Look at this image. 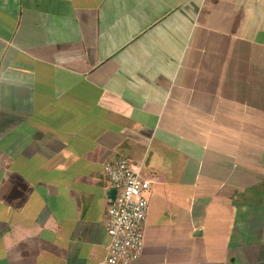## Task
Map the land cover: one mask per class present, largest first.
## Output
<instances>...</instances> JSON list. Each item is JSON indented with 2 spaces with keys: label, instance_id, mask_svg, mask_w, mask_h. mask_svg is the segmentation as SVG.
I'll return each instance as SVG.
<instances>
[{
  "label": "crops",
  "instance_id": "crops-1",
  "mask_svg": "<svg viewBox=\"0 0 264 264\" xmlns=\"http://www.w3.org/2000/svg\"><path fill=\"white\" fill-rule=\"evenodd\" d=\"M115 158L134 264H264V0H0V264H100Z\"/></svg>",
  "mask_w": 264,
  "mask_h": 264
},
{
  "label": "built area",
  "instance_id": "built-area-1",
  "mask_svg": "<svg viewBox=\"0 0 264 264\" xmlns=\"http://www.w3.org/2000/svg\"><path fill=\"white\" fill-rule=\"evenodd\" d=\"M143 164L126 158L104 163L102 173L114 198L108 199L105 229L108 243L100 264H134L144 248V224L150 182L143 178Z\"/></svg>",
  "mask_w": 264,
  "mask_h": 264
},
{
  "label": "water",
  "instance_id": "water-1",
  "mask_svg": "<svg viewBox=\"0 0 264 264\" xmlns=\"http://www.w3.org/2000/svg\"><path fill=\"white\" fill-rule=\"evenodd\" d=\"M108 198L111 199V200L114 198V190H110L108 192ZM198 234H200V233H198Z\"/></svg>",
  "mask_w": 264,
  "mask_h": 264
}]
</instances>
